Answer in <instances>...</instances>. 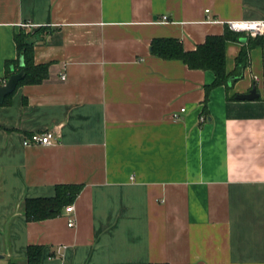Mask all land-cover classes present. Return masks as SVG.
Returning a JSON list of instances; mask_svg holds the SVG:
<instances>
[{
	"label": "crops",
	"instance_id": "obj_1",
	"mask_svg": "<svg viewBox=\"0 0 264 264\" xmlns=\"http://www.w3.org/2000/svg\"><path fill=\"white\" fill-rule=\"evenodd\" d=\"M236 19L264 20V0H0V84L21 29L46 63L0 100V264H28L29 244L35 264H264V35L205 112L212 71L149 50L160 36L191 50ZM40 130L55 140L22 144ZM57 183L81 186L26 219L24 200Z\"/></svg>",
	"mask_w": 264,
	"mask_h": 264
},
{
	"label": "trees",
	"instance_id": "obj_2",
	"mask_svg": "<svg viewBox=\"0 0 264 264\" xmlns=\"http://www.w3.org/2000/svg\"><path fill=\"white\" fill-rule=\"evenodd\" d=\"M242 35L244 41L240 43V48L234 58L235 65L229 72L225 71L224 63V43L226 40H237ZM29 33L21 29L13 33L12 39L15 44V57L6 59L3 66L4 75L2 79L16 72L23 70L22 77L16 82L35 83L42 79L46 74V63L34 64L32 61V40L28 39ZM261 38V37H260ZM258 35L249 36L241 31H231L224 26L220 34H206L203 41L197 43L191 50H185L181 47L177 37H153L149 42V50L152 54L168 59H180L188 68L210 69L213 73V80L203 86V101L201 110L205 112V102L208 90L216 85L228 86V77L231 82L241 75L243 67L248 63V49L253 42L260 39ZM22 56V65L18 64V57ZM230 82V83H231ZM79 183L64 184L57 183L54 186V195L50 197H27L23 202L24 215L29 219H42L58 213L62 205L70 203L80 189ZM40 245L29 244L26 248L27 263L35 264L40 257Z\"/></svg>",
	"mask_w": 264,
	"mask_h": 264
},
{
	"label": "built area",
	"instance_id": "obj_3",
	"mask_svg": "<svg viewBox=\"0 0 264 264\" xmlns=\"http://www.w3.org/2000/svg\"><path fill=\"white\" fill-rule=\"evenodd\" d=\"M161 18L164 19L165 15L162 14ZM226 27L231 31H241L244 32L246 35L255 36V35H264V20L260 19H236L230 20L226 22ZM61 76H63L61 74ZM184 110L183 106L178 108V111ZM172 119H177L179 114L177 111H173L170 113ZM205 119L204 115L200 113L198 115V121H203ZM56 138V134L53 130H40V131H33L30 132L22 138V144H49L52 143ZM72 218L67 219V225H72Z\"/></svg>",
	"mask_w": 264,
	"mask_h": 264
},
{
	"label": "water",
	"instance_id": "obj_4",
	"mask_svg": "<svg viewBox=\"0 0 264 264\" xmlns=\"http://www.w3.org/2000/svg\"><path fill=\"white\" fill-rule=\"evenodd\" d=\"M240 40H244L245 37L241 36L239 37ZM18 64L19 66L22 65V56L18 57ZM23 70L19 69L16 72L10 73L7 78L0 84V100L2 97L6 94H8L10 91H12L15 87L16 82L22 77ZM227 83L230 84L231 77H228ZM258 93L255 91V86L252 84L245 92H239L234 95L237 99H252L254 96H257Z\"/></svg>",
	"mask_w": 264,
	"mask_h": 264
}]
</instances>
